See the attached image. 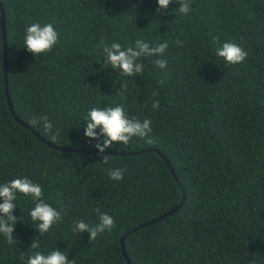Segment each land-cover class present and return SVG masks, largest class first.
<instances>
[{
  "label": "trees",
  "instance_id": "trees-1",
  "mask_svg": "<svg viewBox=\"0 0 264 264\" xmlns=\"http://www.w3.org/2000/svg\"><path fill=\"white\" fill-rule=\"evenodd\" d=\"M0 1L8 40L6 85L0 7V184L27 177L62 216L39 235L29 215L33 200L17 193L19 222L13 244L0 235V264H26L36 251L55 249L75 264H128L123 237L132 264H264V0H192L186 16L176 0L166 12L157 10V0ZM34 22L50 23L59 34L53 49L37 56L23 42ZM137 39L169 47L161 57L141 59L143 74L120 76L100 42L126 48ZM225 42L241 46L246 60L225 63L215 53ZM122 83L127 90L120 95ZM9 98L15 114L57 147L97 150L84 135L93 107L123 105L129 119H151L152 132L106 149L134 154H103L111 157L104 165L101 154L42 142L16 121ZM43 115L60 129L56 142L28 123ZM108 168L124 169V178L110 179ZM184 197L172 216L128 234ZM97 208L115 227L95 241L74 233L76 221L99 222ZM34 239L37 249L30 248Z\"/></svg>",
  "mask_w": 264,
  "mask_h": 264
},
{
  "label": "clouds",
  "instance_id": "clouds-1",
  "mask_svg": "<svg viewBox=\"0 0 264 264\" xmlns=\"http://www.w3.org/2000/svg\"><path fill=\"white\" fill-rule=\"evenodd\" d=\"M180 5L177 12L182 15H188L192 10L190 5L192 0H176ZM173 0H157V10L165 11ZM59 34L54 29L53 25L46 23L43 26L40 23H31L27 26L24 35V45L27 51L34 56L42 55L50 52L58 43ZM176 45L183 46V42L179 39L175 41ZM103 49L105 62L110 65V68L117 71L120 76L133 77L136 74H143L144 66L140 62L146 57H161L168 49L167 42L151 46L143 39H137L134 45L126 48L118 42H113L110 45L101 40L100 45ZM218 57L222 58L229 65H238L243 63L248 53L238 44L234 42H225L221 47L215 50ZM167 60L156 59L154 64L164 69L167 67ZM163 86L164 81H159ZM127 90V83H122V87L118 92L120 95ZM155 95V93H153ZM159 101L152 103L153 109H159ZM86 127L84 128L85 137L96 140V149L101 154V164L107 165L111 159L110 156L103 155L106 149L114 144L127 146L129 141L134 137L145 138L152 132L151 119L139 121L135 118L129 119L124 111L123 105L115 107H93L85 117ZM33 127H42L52 142H56L60 135V129L55 128L47 115L33 117L28 121ZM152 143L151 139L147 140ZM107 174L110 179L120 181L124 178V169L108 168ZM17 193L22 194L33 200L35 206L29 212L31 220L37 225L39 235L47 233L51 227L62 219L61 212L57 211L50 204L44 202L43 189L40 184L33 183L27 177L15 178L7 183L0 184V235H3L6 242L11 245L14 242L13 232L16 224L19 222L13 215L17 199ZM98 213L99 222L95 225H90L83 220L76 221L73 224L72 231L74 233H87L90 241H95L97 236L105 231H111L115 227V220L107 213L100 212V209L95 210ZM40 244L37 239L31 243V249L39 248ZM23 259V256H21ZM26 264H75V259L69 260L68 255L64 252L55 249L47 255L36 251L30 255Z\"/></svg>",
  "mask_w": 264,
  "mask_h": 264
},
{
  "label": "water",
  "instance_id": "water-1",
  "mask_svg": "<svg viewBox=\"0 0 264 264\" xmlns=\"http://www.w3.org/2000/svg\"><path fill=\"white\" fill-rule=\"evenodd\" d=\"M0 7H1V12H2L3 41H4V53H5V68H4V72H5V76H6V85H8V80H7V77H8V72H7V67H8V63H7L8 40H7V31H6L5 9H4L1 1H0ZM8 97H9V94H8ZM9 101H10V98H9ZM10 107H11L12 113H13L16 121L19 122L20 125H22L26 129L31 130L37 136V138H39L42 142L46 143L48 146H50V147H52V148H54L56 150L65 151V152H69V153H77V154H81V153L93 154V153H95V154H100L98 152V150H92V149L82 150V149H71V148H66V147H57V146H55V145H53V144H51L49 142H46L45 139H43L38 133H36L32 128H30L24 121H22L15 114L11 101H10ZM103 154H107V155H110V156H129V155H132L134 153L105 151ZM160 155L166 160V162H167V164H168V166H169L174 178L177 179V175H176L175 170L173 169L172 164L170 163V161L168 159H166V157L163 154L160 153ZM184 200H185V197H184V199L181 201V203L178 206L174 207L173 209L169 210L167 213L159 216L158 218H156V219H154V220H152L150 222H146V223L136 227L135 229H133L128 234H130L132 232H135V231H138V230H141V229H143L145 227L152 226V225L156 224L157 222H160V221L172 216L173 214H175L182 207V205L184 204ZM122 248H123V254H124L125 259L127 260V263L128 264H132L131 260L128 257L126 248H125V237L122 238Z\"/></svg>",
  "mask_w": 264,
  "mask_h": 264
}]
</instances>
